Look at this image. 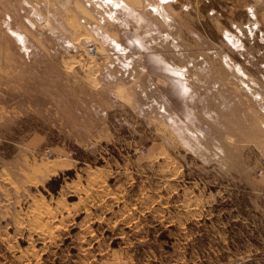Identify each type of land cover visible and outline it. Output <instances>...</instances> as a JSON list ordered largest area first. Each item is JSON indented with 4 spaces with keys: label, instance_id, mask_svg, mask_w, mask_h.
I'll use <instances>...</instances> for the list:
<instances>
[{
    "label": "rangeland",
    "instance_id": "1",
    "mask_svg": "<svg viewBox=\"0 0 264 264\" xmlns=\"http://www.w3.org/2000/svg\"><path fill=\"white\" fill-rule=\"evenodd\" d=\"M0 264H264V0H0Z\"/></svg>",
    "mask_w": 264,
    "mask_h": 264
},
{
    "label": "built area",
    "instance_id": "2",
    "mask_svg": "<svg viewBox=\"0 0 264 264\" xmlns=\"http://www.w3.org/2000/svg\"><path fill=\"white\" fill-rule=\"evenodd\" d=\"M96 50H97V48L95 45H90L88 47V52L91 54H94L96 52ZM44 152L47 156H50L52 154L51 147H47L46 149H44Z\"/></svg>",
    "mask_w": 264,
    "mask_h": 264
}]
</instances>
